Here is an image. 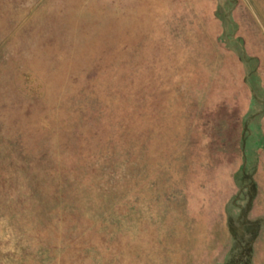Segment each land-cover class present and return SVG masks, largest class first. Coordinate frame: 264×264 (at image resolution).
Masks as SVG:
<instances>
[{
  "label": "rangeland",
  "instance_id": "obj_1",
  "mask_svg": "<svg viewBox=\"0 0 264 264\" xmlns=\"http://www.w3.org/2000/svg\"><path fill=\"white\" fill-rule=\"evenodd\" d=\"M0 264H264V0H0Z\"/></svg>",
  "mask_w": 264,
  "mask_h": 264
}]
</instances>
